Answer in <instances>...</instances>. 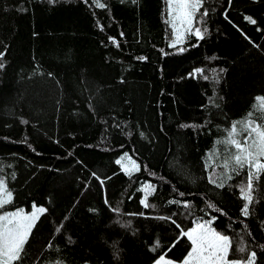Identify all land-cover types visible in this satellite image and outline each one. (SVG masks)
<instances>
[{"label": "trees", "instance_id": "1", "mask_svg": "<svg viewBox=\"0 0 264 264\" xmlns=\"http://www.w3.org/2000/svg\"><path fill=\"white\" fill-rule=\"evenodd\" d=\"M100 2L0 0V175L13 192L4 210L47 209L22 264H154L165 252L180 263L191 247L181 229L213 217L233 259L246 258L243 245L264 264V176L245 218L247 168L224 188L205 168L208 157L223 173L235 149L216 141L264 98V0H205L204 39L176 48L164 0ZM124 153L140 166L131 176L115 162ZM145 183L154 207L140 203Z\"/></svg>", "mask_w": 264, "mask_h": 264}, {"label": "snow or ice", "instance_id": "2", "mask_svg": "<svg viewBox=\"0 0 264 264\" xmlns=\"http://www.w3.org/2000/svg\"><path fill=\"white\" fill-rule=\"evenodd\" d=\"M58 0H48L49 4H55ZM96 7L105 8L106 4L100 0H93ZM123 3L124 0H121ZM139 0H131V3L138 4ZM205 0H164L165 9V24L170 29L169 47L176 48L178 45H183L188 36H195L197 41L203 40L208 32L206 27H201L203 17L208 16V10L205 8L201 14V9L204 8ZM229 3L232 0H228ZM227 19V17H225ZM244 19L250 24L255 25L257 21L251 16H245ZM259 30V29H258ZM115 42V41H113ZM198 46L197 44L192 45ZM186 49L180 47L179 52ZM4 57V52H0V58ZM139 60H144L146 57H138ZM215 59V57H211ZM5 67L4 63L0 62V69ZM202 73V69H195L190 76L195 77ZM50 75V74H49ZM207 79V77H205ZM258 104L253 105V112H250L244 119L233 121L230 129H226V137L223 140L216 141V144H225L229 148H234L235 152L228 151L223 159L220 167L223 173H217L216 168L208 162L206 157V170L211 167V172L208 175V182L215 185L217 188H224L225 184L233 178L232 174H240V171L247 168L246 183L239 186L240 199L243 201L240 209V214L243 217L250 215V206L254 203L255 186L261 184V177L264 176V98L257 97ZM261 112L257 122L253 118L254 112ZM27 124V120L21 121ZM188 125H181L186 127ZM247 133V135H243ZM216 156L219 154L216 153ZM116 164L121 168V171L126 175L131 176L134 172L140 170V166L133 160L128 153H124ZM3 168L0 167V172ZM95 176L96 174L93 173ZM15 178L13 173L10 177ZM99 179V177H96ZM103 185V181H101ZM144 193L140 200L141 205L145 208L154 207L149 204V196L156 191L155 186L151 183H145L140 188ZM181 196L184 193H180ZM13 200V192L8 185V180L0 175V264H22L26 255V245L30 243V236L33 234V229L36 227L38 220L47 212L43 206L32 205V211L25 212L23 209L14 211H5L6 205H10ZM105 203H108L106 200ZM168 203H181L180 201H168ZM183 207L191 209L192 205L188 201H183ZM208 208L216 212H221L214 204L209 203ZM94 211V210H91ZM191 213H189L190 215ZM139 215H144L139 213ZM157 219L171 220L176 224L177 228L181 226L176 223L172 217L159 216ZM212 219H195L193 225L188 230L181 229L180 237H186L190 242V250L183 257L180 264H258L257 252L248 251L243 245L238 248L240 253H247L246 258L230 260L229 253L232 246V241L229 236L221 234L212 227ZM60 232V228L55 229ZM49 246H51L49 244ZM160 247L159 241L154 245L155 251ZM264 249V245H259ZM115 255V253H114ZM166 252L158 255L154 264H175L172 259L166 258ZM57 264H60L58 261Z\"/></svg>", "mask_w": 264, "mask_h": 264}, {"label": "rangeland", "instance_id": "3", "mask_svg": "<svg viewBox=\"0 0 264 264\" xmlns=\"http://www.w3.org/2000/svg\"><path fill=\"white\" fill-rule=\"evenodd\" d=\"M179 46V45H178ZM231 254H232V246H231V249H230V253H229V259L230 260H236V259H233L232 257H231ZM175 264H180V263H175Z\"/></svg>", "mask_w": 264, "mask_h": 264}]
</instances>
